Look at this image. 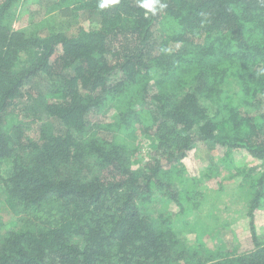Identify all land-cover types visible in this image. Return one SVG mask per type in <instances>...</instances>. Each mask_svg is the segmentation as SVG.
Masks as SVG:
<instances>
[{
  "label": "trees",
  "instance_id": "16d2710c",
  "mask_svg": "<svg viewBox=\"0 0 264 264\" xmlns=\"http://www.w3.org/2000/svg\"><path fill=\"white\" fill-rule=\"evenodd\" d=\"M29 1L0 0V264H264V0Z\"/></svg>",
  "mask_w": 264,
  "mask_h": 264
},
{
  "label": "rangeland",
  "instance_id": "374dc122",
  "mask_svg": "<svg viewBox=\"0 0 264 264\" xmlns=\"http://www.w3.org/2000/svg\"><path fill=\"white\" fill-rule=\"evenodd\" d=\"M51 1L52 0H31L29 1L28 4L25 6V9L29 10V12L26 13L25 17H22L23 22L27 23L28 20L34 23L41 21L42 20L41 17L45 18L46 16L45 10L49 8L48 4ZM43 12H44V15H43ZM85 16L86 14L80 17L83 19ZM74 22H76V19L75 20L72 19L71 23L73 24ZM83 23L84 22H82L81 24ZM47 25L48 26H45L46 28H50L52 26L51 22H47ZM230 87L232 90L233 84H231ZM141 147H142L141 152L137 155V159H139L140 161L143 159L145 160L146 157L149 156V153H151L149 142H143L141 144ZM195 153H197L196 157H192L190 161L185 162L187 171L188 173H190V175H199L200 170L204 169L210 163L211 160H215V161L220 160L216 150H209L208 148H206V146L199 147ZM234 159L237 162V164L238 162L239 164H242V161L243 163L250 164L247 156L244 154L243 151L236 152ZM227 176H228V172L226 170H221L220 175H219L220 178L214 179V183H216L215 180H217V182L220 181L222 184L218 185V184H214L211 180L209 181L208 187L204 190L205 196L207 198L206 202L213 203L212 207H215L218 211L219 210L222 211L226 209L227 206L232 207L231 202L235 201V204L232 210L233 213L235 214L233 215V217H238L239 212L237 211L235 212V210L241 208L243 197L244 195L247 194V187H241L239 185L240 183L238 179L240 178H234V179L228 180L226 179ZM263 204H264V201H263ZM208 210H210V208ZM231 218H232V214H231ZM239 219H237V221ZM255 219H256L255 220L256 225L260 228H264V209L262 210V212L256 213ZM229 223H230V228L236 229L238 233V239L242 241L244 245H246V240H247L246 221L240 220L238 223L237 222L232 223L229 221L228 224Z\"/></svg>",
  "mask_w": 264,
  "mask_h": 264
},
{
  "label": "clouds",
  "instance_id": "9594fccd",
  "mask_svg": "<svg viewBox=\"0 0 264 264\" xmlns=\"http://www.w3.org/2000/svg\"><path fill=\"white\" fill-rule=\"evenodd\" d=\"M119 2L120 0H97V7L102 10L110 5H116ZM137 4L140 8L146 10V15L148 13L155 15L158 10H162L167 7V4L161 2V0H137Z\"/></svg>",
  "mask_w": 264,
  "mask_h": 264
}]
</instances>
